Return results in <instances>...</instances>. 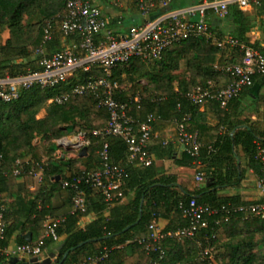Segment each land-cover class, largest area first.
Returning a JSON list of instances; mask_svg holds the SVG:
<instances>
[{
  "label": "trees",
  "instance_id": "1",
  "mask_svg": "<svg viewBox=\"0 0 264 264\" xmlns=\"http://www.w3.org/2000/svg\"><path fill=\"white\" fill-rule=\"evenodd\" d=\"M198 1L173 0L168 7L153 10L148 19L176 8L197 4ZM65 4L66 0H0V77L42 70L40 61L43 55L39 52L40 49L43 54L50 56L61 51L65 44L78 40L76 37L63 38L62 32L56 27L52 38L45 41L43 22L55 19L63 11ZM257 7L264 10V0ZM24 16L28 18L26 22L23 20ZM35 17H40L38 23H33ZM208 23L217 38L230 35L240 42L251 43L248 34L253 22L236 5L230 7L225 19L209 15ZM115 25L112 22L110 28L116 29ZM6 31L8 37L3 39L2 35ZM253 45L260 48L257 44ZM183 59L186 60L192 79H183L176 86L177 76L173 71L179 68ZM240 62L241 56L235 49H220L213 40L202 38L171 47L161 60L134 61L130 68L114 71V79L120 84L117 99L126 101L131 96H141L140 107L135 105L131 112L137 125L150 113L158 117L159 122L181 118L177 109L179 102L183 106L182 112L192 115L189 130L198 132L203 144L202 166L199 170L206 179L194 191L182 188L177 175L167 173L154 163L151 166L128 164V145L118 137L93 136L86 157H54L56 140L81 131L102 129L108 122L107 111L98 106V99L94 95L72 97L65 104L49 102L55 95L70 91L74 85L87 78L88 74L72 77L55 88L23 91L18 100L10 103L0 101V194L6 195L8 199H17L29 192L33 176L25 174L22 181H19L20 178L14 174L16 161L28 157L35 170L43 169L52 184L50 192L40 190L27 215L18 209L16 203L8 204L4 216L5 236L0 245L9 246L18 230H32L37 237L42 238L48 215L46 203L51 193L64 190L73 205L72 192L62 186L61 180L98 168L99 151L107 142L111 161L127 166L130 176L124 192L125 198L129 196L130 199L127 203L121 201L109 205L97 189L86 186L87 211L73 212L65 217L58 228L59 242L46 239L45 248L48 253L64 244L54 264H60L66 253L68 256L63 264H77L105 247L113 250L103 264H264V220L238 214L225 221L224 206L248 203L240 201L238 196L224 197L220 194L225 188H240L245 179V170L239 165L240 150L248 159L249 166L261 175L260 164L255 155L256 142L264 147V130L246 114L247 109L242 107V96L246 90L251 92L256 87L261 89L264 76H254L253 86L233 99L227 109H222L216 101L208 103L216 113V126L207 123L200 106L193 105L183 97L196 86L208 87L210 81L216 88L224 87L227 79L215 66ZM95 73L101 75L103 72L97 70ZM254 103L253 112L259 114V107L264 104V94L257 96ZM43 112L44 116L39 117ZM160 154L172 158L175 154L174 147L171 144L162 145ZM45 158L47 159L44 161ZM184 159L186 160L180 164L195 166L194 159L188 154L185 153ZM66 167L68 175L65 176ZM207 181L211 182L210 186ZM192 199L219 211L209 218V227L194 239L167 238L159 245L152 243L151 250L147 252L145 245L151 242L149 225L152 220H168L165 232H174L187 226L188 221L180 206ZM92 214L95 219L81 227V221ZM23 219L25 224L20 227ZM221 231L226 236L224 240L219 235ZM17 240L19 243L27 242L21 236ZM138 240H144V243L139 244ZM207 249L211 252L209 256L205 255ZM162 251L164 257H161ZM10 260L3 258L0 264H7ZM18 264L23 262L19 261Z\"/></svg>",
  "mask_w": 264,
  "mask_h": 264
},
{
  "label": "built area",
  "instance_id": "2",
  "mask_svg": "<svg viewBox=\"0 0 264 264\" xmlns=\"http://www.w3.org/2000/svg\"><path fill=\"white\" fill-rule=\"evenodd\" d=\"M97 1L66 0L63 11L55 19H47L43 22L45 41L52 38L56 27L62 32L63 38L76 37L78 40L65 44L61 51L50 56L43 54V50L40 49L39 52L43 55L40 61L42 70L28 71L18 76L7 74L0 77V101L10 103L18 100L23 91L33 88H55L72 77L89 75L74 85L70 91L55 95L49 102L65 104L72 97L94 95L98 99V106L107 111L108 122L102 129L81 131L76 135L58 139L57 143L63 150L73 151L79 155L82 149L92 144L93 136L118 137L128 145V164L151 166L154 161L150 145L154 137L155 125L160 119L150 113L142 123L136 124L131 112L135 105L140 107L141 97L129 98L126 101L117 99L120 84L114 79V71L119 68H130L134 61L161 60L171 47L184 41L211 39L220 49H235L241 56L240 63L215 66L216 70L227 79L224 87L216 88L210 81L208 87L199 85L183 95L193 105L203 107L211 101H216L222 109H227L233 99L253 86L254 76H264V51L261 48L255 47L252 43L240 42L230 35L222 39L217 38L208 23L209 15L225 19L229 15L231 6L236 5L239 9L246 10L251 5L260 6L262 0H202L197 4L167 11L153 19H148L153 10L168 7L173 0H110L116 8H121L127 1L135 3L144 20L140 25L130 28H123L119 21L120 26L116 29L110 28L111 17L103 12ZM97 70L103 73L97 75L95 73ZM177 109L181 113V118L172 121L175 124V139L194 159L198 171L196 184L199 188L206 180L204 173L199 170L202 166L203 144L199 133L189 130L192 115L182 112L181 102ZM261 110L264 114V105ZM167 144L165 142L163 146ZM256 145L255 159L260 164L261 172L258 181L264 194V147L260 142H256ZM99 158L98 168L61 180L62 186L72 192L74 212L87 211L86 186L97 189L109 205L121 202L125 198L124 189L130 176L127 166L111 161L107 142L99 151ZM37 172L30 161H16L14 174L18 178H22L25 174L35 177ZM7 209V197L0 194V241L5 236L4 216ZM180 209L188 221L187 226L174 232H165L159 221L153 219L149 225L151 242L145 245L147 252L151 250L152 243L159 245L167 238L194 239L209 227V218L219 212L209 205L198 203L196 199H192L187 204L182 203ZM223 212L225 221L238 214L264 219V203L240 206L228 204L223 207ZM64 221L65 217L48 218L44 224L46 228L44 236L35 242L17 243L14 247L0 245V260L13 257L44 260L49 255L45 248L46 239L59 242L58 228ZM138 243L143 244L144 240H138ZM112 250L105 247L77 264H103ZM210 254V249H207L205 255ZM161 257H164L163 251Z\"/></svg>",
  "mask_w": 264,
  "mask_h": 264
},
{
  "label": "crops",
  "instance_id": "3",
  "mask_svg": "<svg viewBox=\"0 0 264 264\" xmlns=\"http://www.w3.org/2000/svg\"><path fill=\"white\" fill-rule=\"evenodd\" d=\"M202 1V0H199ZM198 1V2H199ZM197 2V3H198ZM97 3L103 9V12L108 15L107 8H113L114 6L110 3V0H98ZM196 4V3H195ZM114 9V8H113ZM247 13L252 22L253 27L248 34L250 37V41L252 44H257L260 48L264 49V10L258 8L256 5H251L246 10H243ZM111 17V21L116 23V28L120 25L118 24L119 21L122 26L125 28H130L133 26L140 25L142 23V17L140 12L135 3L131 1H127L124 5L119 9L115 8V14L113 16L110 14L108 15ZM127 21V22H123ZM129 21V22H128ZM142 83L145 84V81L142 80ZM255 94V95H254ZM264 94V85L261 89L256 87L251 89V92L246 90L242 96V107L247 109L246 114L250 115L252 120L257 121L262 129L264 130V114L262 113V106L261 104L259 107V114H254L253 109L255 106L254 101L256 97L259 95ZM141 97L139 94L136 96H131V98ZM201 112L203 113V118L207 121L209 125L216 126L217 118L216 113L211 106L208 104L200 108ZM216 133V131H214ZM217 133L220 131L217 130ZM57 142V140L55 141ZM167 142L174 147V156L172 158H166L160 154V148L162 147L163 143ZM150 150L152 153L154 164L162 169L165 170L169 174H175L178 176V182L180 186L188 191H194L197 188L196 184V175L198 173L196 166H184L180 164V162L186 160L185 157V150L184 148L176 142L175 139V124L172 121L166 122H157L154 128V137L152 139ZM63 150L59 147L54 153V157H62L63 159H73L78 156L77 153L73 151ZM187 154V153H186ZM239 165L242 166L245 170L246 176L243 180L240 188H225L220 191V194L224 197H236L240 198V201L248 203V204H256V203H264V194L262 193L260 186H259V174L254 170V168L249 166L248 159L244 156L243 152L239 151ZM47 158L44 159V161ZM22 160V159H19ZM28 161H31L29 159ZM25 161V162H28ZM65 176L68 175V168H64ZM22 181V178L19 179ZM52 184L50 183L49 179L45 176L44 170H38L37 176L33 177V181L30 185L29 192L24 196L17 198V199H8L7 204L12 202L16 203L19 210L23 211L26 215L29 214L32 202L35 200V197L40 192L41 189L46 191H51ZM130 197H126L122 202L127 203ZM46 208L48 210L47 218L50 217H67L70 213L74 212V207L72 202L64 190L57 191L51 193L48 202L46 203ZM258 218V217H252ZM95 219L94 214L84 218L80 225L81 227H85L88 223L92 222ZM260 220H264L259 218ZM45 220V222H46ZM25 224V220H21L19 226H23ZM159 225L162 228H166L168 225V220H160ZM242 225V224H241ZM27 233H32V242L37 241L40 239L37 237L36 233L32 230H18L17 233L13 236L10 241L9 247H14L19 241L17 240L18 236L23 237V235ZM226 237V236H225ZM24 238V237H23ZM25 239V238H24ZM26 259L27 261L30 258H20Z\"/></svg>",
  "mask_w": 264,
  "mask_h": 264
},
{
  "label": "rangeland",
  "instance_id": "4",
  "mask_svg": "<svg viewBox=\"0 0 264 264\" xmlns=\"http://www.w3.org/2000/svg\"><path fill=\"white\" fill-rule=\"evenodd\" d=\"M114 8V9H113ZM113 8H107V12L109 13L108 15H112L113 16V14H115V8L116 7H113ZM120 9V8H119ZM27 16H24V18H23V20L26 22L27 21ZM40 21V17H35L34 18V20H33V23H38ZM2 37H3V39H6L7 37H8V31H6V32H4L3 33V35H2ZM152 68V67H151ZM150 68V69H151ZM173 74L174 75H176L177 76V81H176V86H177V83L179 82V81H181V80H191L192 79V77H191V74H190V71H189V69H188V66H187V63H186V60H181L180 61V64H179V68L177 69V70H174L173 71ZM44 112L42 113V114H40L39 115V117H42V116H44ZM248 116H250V115H248ZM37 141L39 140V138H37L36 139ZM35 140V141H36ZM55 143V142H54ZM54 147H55V149H59V145H58V143L56 142L55 143V145H54ZM65 152H67V151H65ZM29 159H31L30 157H28V158H24V159H22L23 161H28ZM219 235H220V237H221V239L222 240H224L225 239V236H224V232L223 231H221L220 233H219ZM214 253V252H213ZM212 258H214V256L212 255Z\"/></svg>",
  "mask_w": 264,
  "mask_h": 264
},
{
  "label": "water",
  "instance_id": "5",
  "mask_svg": "<svg viewBox=\"0 0 264 264\" xmlns=\"http://www.w3.org/2000/svg\"><path fill=\"white\" fill-rule=\"evenodd\" d=\"M234 134H235V132L233 133V136H234ZM87 151H88L87 148L82 149L79 156L80 157H86ZM207 185L210 186L211 182L207 181ZM129 228H127V229H129ZM23 237L25 238V240L27 242L32 241V233H27V234L23 235ZM63 247H64V244L62 243L61 245H59V247L55 251L49 253L48 257L42 261H40L39 258H31L29 261H27L26 259H20L18 257H13V258H11L9 263H7V264H18L19 261H22L23 264H54L56 261L57 254L63 249ZM67 256H68V253L65 254L64 259L60 264H63V262L66 260Z\"/></svg>",
  "mask_w": 264,
  "mask_h": 264
}]
</instances>
